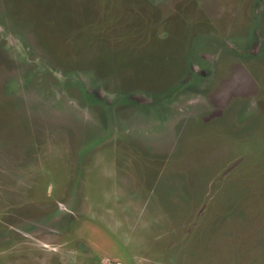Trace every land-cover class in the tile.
<instances>
[{"label": "rangeland", "instance_id": "1", "mask_svg": "<svg viewBox=\"0 0 264 264\" xmlns=\"http://www.w3.org/2000/svg\"><path fill=\"white\" fill-rule=\"evenodd\" d=\"M0 264H264V0H0Z\"/></svg>", "mask_w": 264, "mask_h": 264}]
</instances>
